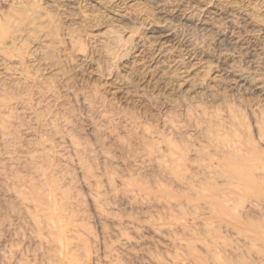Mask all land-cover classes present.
<instances>
[{
    "label": "rangeland",
    "instance_id": "obj_1",
    "mask_svg": "<svg viewBox=\"0 0 264 264\" xmlns=\"http://www.w3.org/2000/svg\"><path fill=\"white\" fill-rule=\"evenodd\" d=\"M204 1L206 12L199 0H0L12 39L0 114L14 120L13 135L0 133V264H264V186L248 177L264 164L253 127L264 111V0ZM164 23L175 35L159 37ZM234 123L255 161L214 143L233 138ZM222 193L240 232L211 215L206 203Z\"/></svg>",
    "mask_w": 264,
    "mask_h": 264
},
{
    "label": "bare ground",
    "instance_id": "obj_2",
    "mask_svg": "<svg viewBox=\"0 0 264 264\" xmlns=\"http://www.w3.org/2000/svg\"><path fill=\"white\" fill-rule=\"evenodd\" d=\"M200 2H201V11H205L206 12V10H207V8H208V3L207 2H205L204 0H199ZM19 15V14H18ZM20 17V16H19ZM183 18H184V16H182ZM24 18V17H23ZM22 18V19H23ZM22 19H20V21H22ZM185 19L186 20H189V21H194V18H192V17H190V16H188L187 18L185 17ZM198 19V18H197ZM31 22V21H30ZM8 24V23H7ZM32 24V23H31ZM30 24V25H31ZM37 25V24H36ZM209 26H214L215 25V23L214 22H212L211 24H208ZM4 27L5 26H3V25H1L0 24V58L1 59H6L5 58V56L6 55H4V54H7V56H9V54L10 53H8V51H7V53H6V51H5V49H4V47L5 46H7V45H5L8 41H10V42H12V39H8L9 37L7 36V38H3V35L2 34H4L5 35V32H3L5 29H4ZM149 29V28H148ZM157 29H159L160 30V32L161 33H159V37H171V36H173V35H175V32H174V28L170 25V24H167V23H164V24H162L159 28H157ZM7 32V31H6ZM9 33H10V31H8ZM16 32V31H15ZM18 32H16V34H17ZM8 34V33H7ZM6 34V35H7ZM11 34V33H10ZM10 34H8V35H10ZM5 35V36H6ZM14 36H15V34H14ZM16 38H17V36H15ZM46 37V36H45ZM8 39V40H7ZM13 39H15V38H13ZM107 41L110 43L111 42V45L113 46V44L114 45H116L117 43H118V38H117V36H116V34L114 33V31H109V33H107ZM16 40V39H15ZM141 41V37H140V40H139V42ZM14 42V41H13ZM16 42V41H15ZM19 42V41H18ZM7 44H9V43H7ZM13 44V43H12ZM108 44V43H107ZM17 45V44H16ZM111 45H110V47H107L106 48V55H107V58L109 57V59H112V52H113V50L111 49ZM13 46H14V44L11 46L12 48H13ZM109 46V45H108ZM8 47H9V45H8ZM4 49V50H3ZM16 50V49H15ZM2 51H4V54H3V52ZM10 56H11V54H10ZM9 59H11V57L9 58ZM6 61V60H5ZM7 61H8V57H7ZM4 64V63H3ZM4 67V66H3ZM4 69V68H3ZM10 69V68H9ZM9 71L10 70H8V68H5L4 69V72L7 74V73H9ZM6 74H4L3 76H1V78H0V86H4L5 85V83H6V79L4 80V78H7V77H4V76H6ZM10 74L11 73H9V75L8 76H10ZM2 77H4L3 79H2ZM8 79H10V77H8L7 78V80ZM11 80V79H10ZM10 80H9V82H10ZM12 82V81H11ZM8 83V82H7ZM10 84V83H9ZM7 85V84H6ZM9 86V85H8ZM8 86H6V87H8ZM14 86H16V85H14ZM5 87V86H4ZM1 88V87H0ZM15 88V87H14ZM14 88H12V89H14ZM3 90V89H2ZM8 92V90H6L5 89V91L4 92ZM0 92H1V90H0ZM2 93H3V91H2ZM2 93H0V108L1 107H3V106H5L2 102H1V100L4 98V96L3 97H1L2 96ZM5 94V93H4ZM7 94V93H6ZM14 94V93H13ZM15 95V94H14ZM13 95V96H14ZM7 98V97H6ZM6 98H4V99H6ZM7 100V99H6ZM11 105V104H10ZM9 105V106H10ZM15 105V104H14ZM14 105L12 104L11 106H13L14 107ZM6 107V106H5ZM4 108V107H3ZM5 109V108H4ZM10 109V108H9ZM0 110H2V108L0 109ZM4 111H6V110H4ZM3 111V112H4ZM13 112H14V110H12ZM12 111L10 112V116H11V113H12ZM18 112V111H17ZM1 114H2V111L0 112ZM0 114V133L2 134V135H4L5 136V139H8V137L10 136H7L8 134H12L13 132H11V131H8V124L10 123L11 124V122L13 121V123L12 124H14V120H12L11 119V117H13V116H11L9 119H11L12 121L11 122H9L8 120H6V117L5 116H2ZM13 115H14V113H12ZM15 114H18V113H15ZM7 117H9V115H7ZM15 119V118H14ZM254 119H255V121H254V124H253V127H254V133H255V136H256V138H257V140L260 142V143H262L263 145H264V111L263 112H260L259 114H254ZM9 122V123H8ZM15 122H17L16 120H15ZM240 122V121H239ZM219 124H220V122H218ZM236 123H237V121H236ZM9 124V125H10ZM218 124V125H219ZM208 125V124H207ZM209 125H211L210 127H212L213 126V124L212 123H209ZM215 125V124H214ZM228 125H229V123H228ZM237 125V124H236ZM236 125H235V123L234 124H232V127H231V130L229 131V132H233L234 134H235V136H234V134L233 135H230L231 137L232 136H234L233 138H226V137H224V139H223V137H221V135L219 134V133H216V134H219L220 135V137L221 138H216V137H214L213 139H214V143H216V146H217V144H219V146L221 145H223L222 146V148H221V146H220V148H221V150H224L225 151V149H226V151L229 153H233V154H231V155H233L234 156V154H236V156H238L239 155V157H240V162H239V164L242 162H249V161H255L254 159H251L250 157H248L247 156V154L249 153V152H247V151H245L246 150V148H244L243 147V145H244V143H248V142H250L249 141V139H248V137H246V140H244L243 141V139H241V137H239L238 135H240L241 136V134H237V133H235V130L236 129H234L235 127H236ZM238 125H241V124H238ZM12 126V125H11ZM11 126H9V127H11ZM220 126V125H219ZM222 126V125H221ZM231 126V125H230ZM13 127V126H12ZM15 127H16V125H15ZM215 127H217V124H216V126ZM227 127H229V126H227ZM239 127V126H238ZM213 128V127H212ZM211 128V129H212ZM14 129V128H13ZM13 129H11V130H13ZM16 129L17 128H15V131H16ZM211 129H207L208 131L209 130H211ZM214 130H215V128H213ZM213 129H212V133H213ZM230 129V128H229ZM9 130H10V128H9ZM206 130V131H207ZM232 130H234V131H232ZM8 132V133H7ZM10 132V133H9ZM209 132H211V131H209ZM215 132L216 131H214V135H215ZM208 133V132H207ZM14 134H15V132H14ZM13 135V134H12ZM7 136V137H6ZM207 136H208V138H212L213 136L210 134V133H208L207 134ZM224 136H225V134H224ZM226 136H228V135H226ZM1 137V136H0ZM238 137V138H237ZM12 138V137H11ZM10 138V139H11ZM2 139V138H1ZM142 139V138H141ZM213 139H212V141H213ZM3 140V139H2ZM12 140V139H11ZM10 140V142H13V141H15L14 140V138H13V140L11 141ZM145 139L143 138V141H144ZM251 140V139H250ZM146 141V140H145ZM255 140H253V142H254ZM257 141V142H258ZM256 142V141H255ZM138 143V142H137ZM147 143V142H146ZM150 143V142H149ZM153 143V142H152ZM213 143V142H212ZM145 144V143H144ZM253 144V143H252ZM2 145H4V144H2ZM6 145H7V143H6ZM11 145V144H10ZM73 145H74V143H73ZM76 145V144H75ZM148 145V144H147ZM174 145V144H173ZM254 145V144H253ZM13 146V145H12ZM79 146V145H78ZM149 146H151V145H149ZM156 146V145H155ZM176 146V145H175ZM1 147V146H0ZM4 147V146H3ZM7 146H5V148H6ZM140 147V146H139ZM146 147V146H145ZM224 147H225V149H224ZM147 148H149V147H147ZM190 148V147H189ZM76 149H77V147H76ZM144 149V148H143ZM142 149V150H143ZM158 149V148H157ZM179 149V148H178ZM145 150V149H144ZM189 150V149H188ZM7 151H9V150H7ZM81 151V150H80ZM153 151V150H152ZM170 151V150H169ZM182 151V150H181ZM185 151H186V149H185ZM184 151V155H185V152ZM219 151V150H218ZM253 152V151H252ZM12 153V152H11ZM140 153H142L141 151H140ZM143 153H145L144 151H143ZM143 153H142V155H143ZM170 153H171V151H170ZM14 154V153H13ZM158 154V153H157ZM169 154V153H168ZM191 154V153H190ZM201 154V153H200ZM203 154V153H202ZM243 154H244V156H243ZM250 154V153H249ZM248 154V155H249ZM17 155V154H16ZM149 154H147V156H148ZM227 155V154H226ZM230 155V156H231ZM146 156V157H147ZM161 156V155H160ZM160 156H158V155H155L154 156V159H156L155 161H159V160H161V158L164 156V155H162L161 156V158H160ZM174 156V155H173ZM186 157H187V155H185ZM188 156H190L189 155V153H188ZM198 156V155H197ZM18 157V156H17ZM32 157V156H31ZM87 157V156H86ZM143 157V156H142ZM238 157V158H239ZM148 158V157H147ZM163 158H165V157H163ZM218 158V157H217ZM254 158V157H253ZM256 158V157H255ZM29 159V158H28ZM8 160V159H7ZM145 160V159H144ZM167 160V159H166ZM177 160H179V161H183V159H182V156H181V160H180V158H178ZM260 160V159H259ZM151 160H149V162H150ZM154 160H153V162H155ZM163 161H164V159H163ZM257 161V160H256ZM14 162V161H13ZM25 162V161H24ZM165 162V161H164ZM167 162V161H166ZM171 162V161H170ZM159 163H160V161H159ZM259 163V162H258ZM157 164V163H156ZM156 164H154V165H156ZM229 164V163H228ZM227 164V165H228ZM251 164V163H250ZM254 164L255 163H253V166H251L250 168L248 167V172L250 173V174H248L249 176L248 177H250L251 175L253 176V178H255V180H258V182L260 181V183H262L263 184V186H264V164H257V165H255L254 166ZM13 165V164H12ZM26 165V164H25ZM168 165V164H167ZM167 165H165L166 167H167ZM172 165L173 164H171V167H172ZM218 165H221V164H218ZM249 165V164H248ZM26 167H27V165H26ZM29 167H31V166H29ZM156 167V166H155ZM163 167V166H162ZM175 166H173V168H174ZM172 168V169H173ZM176 168V167H175ZM180 168V167H179ZM238 168V167H237ZM33 169V168H32ZM156 169V168H155ZM164 170L166 169L165 167L163 168ZM169 169V168H168ZM171 169V170H172ZM183 169V168H182ZM218 169V168H217ZM239 169H240V167H239ZM162 170V169H161ZM163 170V171H164ZM167 170V169H166ZM170 169H169V173L170 172H172L173 171V173L176 171V169H175V171L174 170H172L171 171ZM214 170V169H213ZM208 171V170H207ZM210 171V170H209ZM208 171V172H209ZM30 172V171H29ZM167 173H168V171H166ZM178 172V171H177ZM218 172V171H217ZM230 172V171H229ZM239 171L237 170V172L236 171H234V173L235 174H237V175H239V173H238ZM12 173V172H11ZM178 173H180V172H178ZM177 173V174H178ZM195 173V172H194ZM214 173H216V172H214ZM34 174V173H33ZM247 174V173H246ZM137 175H140V174H137ZM142 175V174H141ZM157 175V174H156ZM171 175V174H170ZM174 175V174H173ZM175 175H176V173H175ZM174 175V176H175ZM179 175V174H178ZM185 175V174H184ZM244 175V174H243ZM136 176V175H135ZM163 176H164V174H163ZM169 176V175H168ZM209 177H211L210 175H208ZM229 176H232V175H230L229 174ZM175 177H178V176H175ZM205 177V176H204ZM235 177V176H234ZM32 178V177H31ZM179 178V177H178ZM208 178V177H207ZM137 179V178H136ZM158 180V179H157ZM172 180V179H171ZM184 180V179H183ZM190 180V179H189ZM144 181V180H143ZM180 181H181V179H180ZM203 181V180H202ZM210 181V180H209ZM231 181V180H230ZM240 181V180H239ZM239 181H238V185H239ZM31 182V181H30ZM33 182V181H32ZM147 182V181H146ZM145 182V183H146ZM211 182V181H210ZM227 182V181H226ZM234 182V181H233ZM12 183V182H11ZM15 183V182H14ZM122 183V182H121ZM144 183V182H143ZM142 183V184H143ZM144 183V184H145ZM183 183V182H182ZM190 183V182H189ZM211 183H213V182H211ZM211 183H210V185H211ZM216 183V182H215ZM229 183V182H228ZM231 183V182H230ZM229 183V184H230ZM34 184V183H33ZM37 184H39V183H37ZM124 184V183H123ZM177 184V183H176ZM181 184V183H180ZM188 184V183H187ZM207 184V183H206ZM228 184V185H229ZM232 184V183H231ZM236 184V183H235ZM242 184H244V183H242ZM12 185V184H11ZM32 185V184H31ZM191 185H193L192 183H191ZM226 185V184H225ZM224 185V186H225ZM241 185V184H240ZM146 186V185H145ZM216 186V185H215ZM214 186V187H215ZM17 187V186H16ZM147 187V186H146ZM180 187H181V185H180ZM189 187V186H188ZM192 186H190L189 187V190L191 191L192 189H193V187L191 188ZM213 186H212V188H214ZM219 187V186H218ZM228 187V186H227ZM239 187V186H238ZM237 187V188H238ZM241 187V186H240ZM244 187H246V186H244ZM184 188V187H183ZM182 188V189H183ZM197 188H198V186H197ZM199 188H200V185H199ZM215 188H217V187H215ZM222 188V187H221ZM221 188H220V191H221ZM232 188H234V187H232ZM242 188V187H241ZM12 189V188H11ZM10 189V190H11ZM19 189V188H18ZM22 189V188H21ZM235 189V188H234ZM14 190V189H13ZM16 190V189H15ZM14 190V191H15ZM36 190V189H35ZM176 190V189H175ZM178 190V189H177ZM188 190V189H187ZM188 190V191H189ZM210 190H211V188H210ZM209 190V191H210ZM217 190V189H216ZM226 190V189H225ZM236 190V189H235ZM243 190V189H242ZM180 191V190H179ZM188 191H186V192H188ZM201 191V190H200ZM214 191V190H213ZM248 191V190H247ZM250 191V190H249ZM248 191V192H249ZM19 192V191H18ZM137 192V191H136ZM176 192V191H175ZM193 192V191H192ZM203 192V191H202ZM239 192H240V189H239ZM245 192V191H244ZM183 193V192H182ZM205 193V192H204ZM206 193H208L207 191H206ZM19 195H20V192L18 193ZM191 194H193V193H191ZM201 194H203V193H201ZM223 194V193H222ZM260 194V193H259ZM263 194H264V191H263ZM14 195H15V193H14ZM60 195H61V193H60ZM193 195H195V193L193 194ZM227 196L229 195H231V194H226ZM131 196V195H130ZM235 196V195H234ZM25 197V196H24ZM135 197V196H134ZM237 197V196H236ZM236 197H234V198H236ZM55 198V197H54ZM163 198V197H162ZM188 198V197H187ZM211 198L212 199H210L208 202H209V204H208V202L206 203L207 204V206H209V209H211L210 211H211V215H212V217H214L215 219H217L216 221H218V220H220V221H224L226 218H227V220L226 221H224V222H226V224H228V225H231V227L232 228H235L237 231L236 232H240L241 230H242V227H240V225L241 224H243V221H242V218H241V214H237V215H233V214H229L228 212L231 210V208L230 207H232V205L229 207V203H227V200H229V199H227V197L226 196H224V194L223 195H211ZM233 198V197H232ZM238 198V197H237ZM262 198V197H261ZM58 199V198H57ZM169 199V198H168ZM184 199H185V197H184ZM208 199V198H207ZM26 200V199H25ZM24 200V201H25ZM71 200V199H70ZM140 200V199H139ZM143 200V199H142ZM162 200V199H161ZM164 200H166V199H164ZM163 200V201H164ZM170 200V199H169ZM230 200H233V199H230ZM262 201H264V200H262ZM25 202H27V200L25 201ZM24 202V203H25ZM260 202V201H259ZM23 203V204H24ZM72 203V202H71ZM159 203V202H158ZM166 203L167 202H165V205H166ZM170 203V202H169ZM172 203V202H171ZM203 203V202H202ZM232 203V202H231ZM239 203V202H238ZM26 204V206L25 207H28L29 205H31V204H29V203H25ZM24 204V205H25ZM29 204V205H28ZM33 204V203H32ZM35 204V203H34ZM52 204V203H51ZM66 204V203H65ZM182 204H183V202H182ZM201 204V203H200ZM199 204V205H200ZM237 204V203H236ZM23 205V206H24ZM64 205V204H63ZM170 205H172V204H170ZM169 205V206H170ZM176 205H177V203H176ZM175 205V206H176ZM241 205V204H240ZM239 205V206H240ZM21 206V205H20ZM45 206V205H44ZM70 206V205H69ZM169 206H167V208H169V211H170V209H171V207H169ZM175 206H173L172 205V207H174L175 208ZM179 206V205H178ZM178 206H176V207H178ZM196 206V205H195ZM198 206V205H197ZM207 206H205V208H203V209H207L206 207ZM237 206V205H236ZM29 207H32V206H29ZM67 207V206H66ZM182 207V206H181ZM187 207V206H186ZM200 207V206H199ZM23 208V207H22ZM21 208V209H22ZM166 208V209H167ZM184 208V207H183ZM254 208V207H253ZM31 209V208H30ZM58 209V208H57ZM165 209V208H164ZM176 209V208H175ZM239 209V208H238ZM29 210V209H28ZM72 210V209H71ZM194 210H196V209H194ZM208 210V209H207ZM206 210V211H207ZM26 210H24V212H25ZM62 211H64V210H62ZM69 211H70V209H69ZM68 211V212H69ZM168 211V210H167ZM168 211V212H169ZM173 211H174V209H173ZM209 211V210H208ZM32 212L34 213L35 211L34 210H32ZM38 212H40V211H38ZM67 212V213H68ZM73 212V211H72ZM165 212V211H164ZM174 212H176V211H174ZM240 212V211H239ZM242 212V211H241ZM43 213V212H42ZM42 213H40V214H42ZM161 213V212H160ZM170 213L171 212H169V215H170ZM35 214V213H34ZM167 214V213H166ZM173 214L174 213H171V215L170 216H173ZM204 214V213H203ZM207 214V213H206ZM28 215V214H27ZM37 215V214H36ZM66 215V214H65ZM157 215V214H156ZM177 215V214H176ZM180 215H183V214H180ZM46 216V215H45ZM150 216V215H149ZM168 218H169V216L168 215H166ZM185 216V215H184ZM203 216V215H202ZM152 217V216H151ZM161 217V216H160ZM30 218H32V216L30 217ZM34 218V217H33ZM33 218L31 219V220H33ZM36 219H38L37 218V216L35 217ZM39 218H41V216L39 217ZM172 218H174V217H172ZM36 219H34V222L35 223H38V221L40 220L41 221V219H39V220H37L36 221ZM44 219V218H43ZM146 219V218H145ZM170 219V218H169ZM244 219H245V217H244ZM49 220V219H48ZM144 220V219H143ZM175 221H177L178 219L176 218V219H174ZM183 220V219H182ZM40 221H39V223H40ZM43 221H45V220H43ZM68 221V220H67ZM179 222L181 221L180 219L178 220ZM177 221V222H178ZM184 221V220H183ZM182 221V222H183ZM185 221H187V220H185ZM215 221V222H216ZM228 221V222H227ZM46 222V221H45ZM45 222H43L44 223V225L43 226H45L46 227V225H47V228H48V224L50 225V221H49V223H48V221L46 222V223H48V224H46L45 225ZM62 222V221H61ZM64 222H65V220H64ZM207 222V221H206ZM215 222L213 223V221H212V223L213 224H215ZM245 222V221H244ZM66 223V222H65ZM211 223V224H212ZM180 224V223H179ZM210 224V223H209ZM256 224V223H255ZM262 224V223H261ZM53 225V224H52ZM65 225V224H64ZM138 225V224H137ZM184 225V224H183ZM182 225V226H183ZM219 225H221V224H219ZM227 225V226H228ZM34 226H38V225H34ZM42 225H41V227H43ZM156 226V225H155ZM33 227V226H32ZM39 227H40V225H39ZM41 227H40V230H41ZM50 227V226H49ZM53 227V226H52ZM253 227H254V225H253ZM258 227H259V225H258ZM38 228V227H37ZM36 228V229H37ZM158 228V227H157ZM168 228V227H167ZM212 228V227H211ZM228 228V227H227ZM263 228V227H262ZM35 229V228H34ZM35 229V230H36ZM67 229H69V227L67 228ZM72 230H73V234L75 235L77 232L75 231L74 232V227H72L71 228ZM120 229V228H119ZM155 229V228H154ZM169 229V228H168ZM178 229V228H177ZM176 229V227H175V230L174 231H176L177 230ZM187 229V228H186ZM213 229V228H212ZM256 229V228H255ZM49 230V229H48ZM164 230V229H163ZM172 230V229H171ZM34 231V230H33ZM42 231V230H41ZM166 231V230H165ZM247 231V230H246ZM39 232V231H38ZM44 232V231H43ZM50 232V231H49ZM68 232V231H67ZM70 232V231H69ZM70 232V234H72ZM119 232V231H118ZM170 232H172V231H170ZM200 232V231H199ZM209 232V231H208ZM214 232V231H213ZM262 231L260 230V232L259 233H261ZM34 233V232H33ZM36 233H37V230H36ZM42 233V232H41ZM205 233V232H204ZM210 233V232H209ZM235 233V232H234ZM39 235H40V232L38 233ZM54 234V233H53ZM125 233H123V235H124ZM174 234V233H173ZM175 234H176V232H175ZM236 234H238V233H236ZM254 234V233H253ZM263 234V233H262ZM43 235V234H42ZM48 235V234H47ZM119 235H121V233L119 234ZM122 235V236H123ZM185 235V234H184ZM187 235V234H186ZM196 235V234H195ZM261 235V234H260ZM45 236H46V234H45ZM69 236H71V235H69ZM77 236H78V234H77ZM121 236V237H122ZM125 236V235H124ZM166 236V235H165ZM197 236V235H196ZM239 236V235H238ZM244 236V235H243ZM242 236V237H243ZM259 236V235H258ZM263 236V235H262ZM37 237H38V235H37ZM49 237V236H48ZM47 237V238H48ZM74 237H76V236H74ZM80 237V236H79ZM264 237V236H263ZM43 238V237H42ZM50 238H53V237H50ZM55 238H56V236H55ZM71 238V237H70ZM81 238H82V236H81ZM123 238H125L126 239V237H123ZM54 239V238H53ZM66 239H68V237L66 238ZM75 239V238H74ZM176 239V236H175V238H174V240ZM39 240V239H38ZM46 240V239H45ZM51 240V239H50ZM70 240V239H69ZM81 240V239H80ZM83 240V239H82ZM124 240V239H123ZM171 240V239H170ZM177 240V239H176ZM209 240V239H208ZM40 241H41V239H40ZM54 241V240H53ZM172 241V240H171ZM178 241V240H177ZM191 241V240H190ZM76 242V241H75ZM78 242V241H77ZM81 242V241H80ZM80 242L78 243V244H80ZM84 242V244H85V241H83ZM87 242V241H86ZM174 242V241H173ZM171 243V244H174V243ZM179 242V241H178ZM184 242V241H183ZM189 242V241H188ZM215 242V241H214ZM213 242V243H214ZM179 243H181V242H179ZM178 243V244H179ZM186 243V242H185ZM190 243V242H189ZM198 243V242H197ZM209 243H211V242H209ZM213 243H211V244H213ZM218 243V242H217ZM252 243V242H251ZM81 244H82V242H81ZM87 244H88V242H87ZM182 244V243H181ZM184 244V243H183ZM215 244V243H214ZM227 244H228V242H227ZM75 245H77L76 243H75ZM185 245V244H184ZM188 245V244H187ZM192 244H190L189 245V248H190V246H191ZM205 245V244H204ZM207 245V244H206ZM53 246V245H52ZM85 246H86V244H85ZM105 246V245H104ZM173 246V245H172ZM176 246V247H175ZM174 247L175 248H178V246L177 245H175ZM192 246H194V245H192ZM75 247V246H74ZM73 247V248H74ZM87 247H89V245H87ZM109 247V246H108ZM187 247V246H186ZM220 247V245L217 247V248H219ZM264 247V246H263ZM53 248H55V247H53ZM70 248V250H71V248L72 247H69ZM83 248H85V247H83ZM107 248V247H106ZM180 248V247H179ZM185 248V247H184ZM211 248V247H210ZM214 248H216V247H214ZM217 248H216V250H217ZM229 248V247H228ZM50 249H52V248H50ZM57 249V248H56ZM191 249V248H190ZM195 249V248H194ZM206 249V248H205ZM213 249V248H212ZM239 249V248H238ZM54 250V249H53ZM76 250H77V248H76ZM85 250H86V248H85ZM153 250V249H152ZM180 250V249H179ZM220 250V249H219ZM225 250V249H224ZM10 251H12V250H10ZM9 251V252H10ZM52 251V250H51ZM55 251V250H54ZM86 251H88V249L86 250ZM198 251V250H197ZM207 251V250H206ZM50 252V251H49ZM85 252V251H84ZM144 252V251H143ZM156 252V251H155ZM190 252V251H189ZM192 252H193V248H192ZM208 252V251H207ZM11 253V252H10ZM72 253V252H71ZM86 253V252H85ZM88 253H90V252H87V254ZM158 253V252H157ZM183 253H185V252H183ZM216 253V252H215ZM228 253V252H227ZM48 254V253H47ZM75 254V253H74ZM81 254V253H80ZM87 254L85 255V256H87ZM188 254H190V253H188ZM207 254V253H206ZM205 254V255H206ZM257 254V253H256ZM71 255V254H70ZM176 255V254H175ZM185 255H186V253H185ZM190 255H192V254H190ZM212 256V253L211 254H209V258ZM214 255H216V254H214ZM221 255H223V254H221ZM229 255H230V253H229ZM232 255H233V253H232ZM258 255V254H257ZM75 256V255H74ZM153 256V255H152ZM158 256V255H157ZM171 256V255H170ZM226 256V255H225ZM224 255L223 256H220L219 255V258L218 259H220V260H217V259H214L215 257L217 258V256H212V258H213V260H216V264H232L231 262H229V257L227 258V260L225 259V260H223L224 258H226ZM5 257H6V255H5V253L4 252H2V253H0V258H1V260H3V259H5ZM79 257V256H78ZM84 257V256H83ZM162 257V256H161ZM160 257V258H161ZM176 257V256H175ZM196 257V256H195ZM205 257V256H204ZM203 257V258H204ZM220 257H222V259L220 258ZM239 257V256H238ZM76 258V257H75ZM74 258V259H75ZM156 258V257H155ZM154 258V259H155ZM171 258V257H170ZM172 258H173V256H172ZM211 258V259H212ZM231 258V257H230ZM233 258H234V256H233ZM232 258V259H233ZM239 258H241V257H239ZM71 259V258H70ZM152 259V258H151ZM174 259V258H173ZM206 259V258H205ZM210 259V260H211ZM231 259V260H232ZM73 260V259H72ZM157 260V259H156ZM175 260L177 261V259L175 258ZM207 260V259H206ZM160 261H161V259H160ZM167 261V260H166ZM170 261V260H169ZM172 261V260H171ZM190 261H192V260H190ZM190 261H189V264H190ZM233 261L235 262V260L233 259ZM80 262V261H79ZM159 262V261H158ZM162 262V261H161ZM188 262V261H187ZM201 262V261H200ZM203 262V261H202ZM213 262V261H212ZM244 262V261H243ZM154 263V262H153ZM163 263V262H162ZM165 263V262H164ZM185 263V262H184ZM208 263V262H207ZM246 263V262H245ZM52 264V263H51ZM81 264V263H80ZM157 264V263H156ZM215 264V263H214ZM234 264H236V263H234Z\"/></svg>",
    "mask_w": 264,
    "mask_h": 264
}]
</instances>
